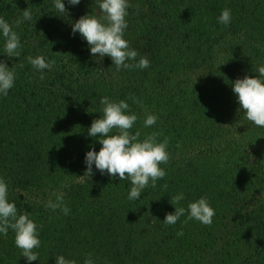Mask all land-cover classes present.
Listing matches in <instances>:
<instances>
[{
    "label": "trees",
    "instance_id": "trees-1",
    "mask_svg": "<svg viewBox=\"0 0 264 264\" xmlns=\"http://www.w3.org/2000/svg\"><path fill=\"white\" fill-rule=\"evenodd\" d=\"M81 3L84 14H101L98 0ZM129 3L124 38L150 67L117 71L108 56L95 63L54 0H0V17L22 46L8 58L0 34V61L16 72L14 87L0 95V178L41 240L38 260L28 262L13 230L0 234V264H55L60 255L76 264H264V127L246 119L232 91V82L264 66V0ZM26 8L32 20L16 27ZM225 8L228 25L218 22ZM36 56L55 64L41 73L28 61ZM105 96L128 103L141 140L156 132L158 142L169 141L170 160L160 165L166 176L137 201L128 199L130 180L95 165L83 176L86 153L101 148L88 129L103 116ZM148 114L158 119L145 127ZM59 193L68 215L45 206ZM179 193L184 199L172 205ZM200 197L215 210L210 226L185 223L187 211L176 224L163 223Z\"/></svg>",
    "mask_w": 264,
    "mask_h": 264
},
{
    "label": "clouds",
    "instance_id": "clouds-1",
    "mask_svg": "<svg viewBox=\"0 0 264 264\" xmlns=\"http://www.w3.org/2000/svg\"><path fill=\"white\" fill-rule=\"evenodd\" d=\"M80 0H67V4L76 6ZM54 6L59 13L68 14L63 0H54ZM129 0H98L100 15L86 14L72 23V32L79 33L87 42L90 54L100 58L108 56L117 71L123 69H146L150 67V61L146 55L141 56L138 50L133 49L124 38L128 28L126 17L131 7ZM232 19L231 10L225 8L218 17V22L228 25ZM32 12L26 8L22 11V17L15 21L19 27L23 21H31ZM0 34L4 38V54L8 58H18L21 54L20 35L14 30L12 24L0 17ZM139 59L137 60V58ZM29 63L38 71L51 69L55 61L46 60L44 56L28 57ZM130 61H136L130 63ZM23 65H21L22 67ZM257 76H244L232 82V91L236 95L240 109L246 119L255 126L264 127V66L257 69ZM40 79H44L41 74ZM16 72L9 68L4 61H0V95L7 96L9 90L14 87ZM134 99V98H133ZM134 102L135 99H134ZM103 116L92 121L88 129V135L99 139L100 150H89L85 155L86 170L83 176L90 178L93 173V165L101 173L116 176L120 180H130L131 188L128 199L137 201L143 190L151 185L156 187V182L166 176V171L160 167L170 160L168 152V138L162 142L157 141L159 133L153 132L140 139V131L133 133L138 117L129 113V105L124 100L115 102L108 97H102ZM157 116L148 114L144 120V126L155 125ZM81 176V177H83ZM164 187H167L166 185ZM184 199L183 193H179L171 200L172 205H178ZM53 211L59 209L68 215L70 209L64 203V194L55 195V200L49 199L45 205ZM187 211V220H196L205 226H210L215 216V210L206 197H200L190 202L185 207H175L174 213H167L163 223L174 225ZM14 232V243L21 250V255L28 261L38 260V252L41 246L39 239V226L30 219L27 212L18 214L17 206L8 200V184L0 178V234L7 235L8 230ZM178 236L183 231L177 232ZM55 264H76V261L66 259L63 255L55 258ZM84 264H93L91 258Z\"/></svg>",
    "mask_w": 264,
    "mask_h": 264
},
{
    "label": "rangeland",
    "instance_id": "rangeland-1",
    "mask_svg": "<svg viewBox=\"0 0 264 264\" xmlns=\"http://www.w3.org/2000/svg\"><path fill=\"white\" fill-rule=\"evenodd\" d=\"M66 3H67V0H66ZM68 12L71 14V17H73V23L79 19L81 16L83 15H86L84 14V10H85V7H82V3H81V0H80V3L76 6H71V5H68ZM91 15H94V11L91 13L89 12ZM97 15L96 16H99V13H96ZM106 58L103 57V58H100L98 55L94 56V61L96 64L100 65L102 61H104V59Z\"/></svg>",
    "mask_w": 264,
    "mask_h": 264
}]
</instances>
